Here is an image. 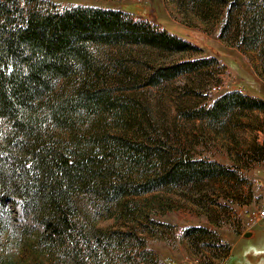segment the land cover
Wrapping results in <instances>:
<instances>
[{
    "label": "trees",
    "instance_id": "obj_1",
    "mask_svg": "<svg viewBox=\"0 0 264 264\" xmlns=\"http://www.w3.org/2000/svg\"><path fill=\"white\" fill-rule=\"evenodd\" d=\"M184 2L202 22L219 25L220 39L255 51L264 69V0ZM134 47L150 55L128 66L124 60ZM155 51L201 48L119 9L0 0V204L19 198L25 213L42 224L38 249L52 264H166L146 246L145 229L96 227L89 212L119 211L128 218L125 198L173 187L205 196L216 190L213 182L237 175L195 158L191 145L169 144L147 107L125 93L213 60L156 64ZM253 110L264 111V101L230 91L183 116L222 124ZM254 151L258 160L264 157V140ZM184 233L193 244L215 246L216 234L207 228ZM0 264L15 263L0 256Z\"/></svg>",
    "mask_w": 264,
    "mask_h": 264
},
{
    "label": "rangeland",
    "instance_id": "obj_2",
    "mask_svg": "<svg viewBox=\"0 0 264 264\" xmlns=\"http://www.w3.org/2000/svg\"><path fill=\"white\" fill-rule=\"evenodd\" d=\"M51 1L60 8L85 5L119 9L136 20L155 22L201 48L199 52L155 51L152 60L156 64L212 58L198 71L125 93L147 107L158 135L169 144L191 145L195 158L214 160L237 172L227 181L213 182L216 190L205 196L188 187H173L125 198L128 218L119 211L110 216H93L90 211L96 227L132 224L139 231L145 229L146 246L166 264H264V218L260 216L264 157L258 160L254 151L264 140V111L236 114L222 124L183 116L191 107L208 106L230 91L264 101V69L258 54L242 52L220 39L219 25L202 22L186 9L184 0ZM131 52L124 60L128 66L150 55L145 47H134ZM206 89L209 96L204 98L201 92ZM192 227L213 231L216 242L211 244L215 246L193 244L184 233ZM42 230V224L25 213L19 198L0 204V256L15 264H52L38 249Z\"/></svg>",
    "mask_w": 264,
    "mask_h": 264
},
{
    "label": "built area",
    "instance_id": "obj_3",
    "mask_svg": "<svg viewBox=\"0 0 264 264\" xmlns=\"http://www.w3.org/2000/svg\"><path fill=\"white\" fill-rule=\"evenodd\" d=\"M261 206H262V208H261V210H260V216H261L262 218H264V193H263V195H262V197H261Z\"/></svg>",
    "mask_w": 264,
    "mask_h": 264
}]
</instances>
